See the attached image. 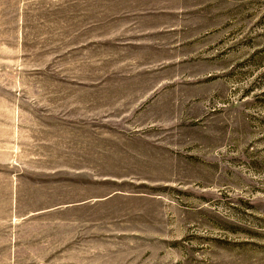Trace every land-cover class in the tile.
Here are the masks:
<instances>
[{
  "label": "rangeland",
  "instance_id": "obj_1",
  "mask_svg": "<svg viewBox=\"0 0 264 264\" xmlns=\"http://www.w3.org/2000/svg\"><path fill=\"white\" fill-rule=\"evenodd\" d=\"M0 264H264V0H0Z\"/></svg>",
  "mask_w": 264,
  "mask_h": 264
}]
</instances>
